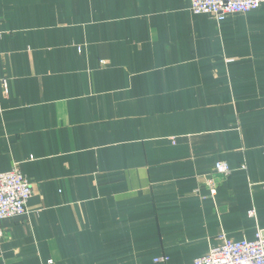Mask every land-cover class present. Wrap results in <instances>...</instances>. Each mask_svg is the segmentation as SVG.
<instances>
[{"label":"crops","instance_id":"crops-1","mask_svg":"<svg viewBox=\"0 0 264 264\" xmlns=\"http://www.w3.org/2000/svg\"><path fill=\"white\" fill-rule=\"evenodd\" d=\"M13 167L32 195L0 220V264H192L264 236V2L217 21L189 0H0Z\"/></svg>","mask_w":264,"mask_h":264},{"label":"built area","instance_id":"built-area-1","mask_svg":"<svg viewBox=\"0 0 264 264\" xmlns=\"http://www.w3.org/2000/svg\"><path fill=\"white\" fill-rule=\"evenodd\" d=\"M263 2L264 0H189L193 13L208 14L217 21L233 13L256 9ZM3 85L6 86L5 79ZM229 173L227 162L215 163L213 173L205 179L210 197L216 194L219 181ZM31 195L30 183L17 168L0 172V220L24 214ZM3 238L4 232L0 228V242ZM154 261L168 264V257L163 255L156 257ZM192 264H264V236L258 231L254 239L250 240L232 241L224 237L221 245L212 247L207 254L195 258Z\"/></svg>","mask_w":264,"mask_h":264}]
</instances>
